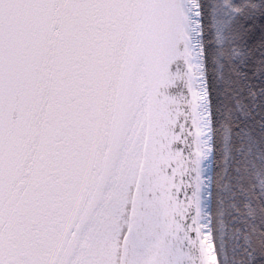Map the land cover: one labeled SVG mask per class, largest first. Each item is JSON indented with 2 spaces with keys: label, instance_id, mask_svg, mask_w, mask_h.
Here are the masks:
<instances>
[{
  "label": "snow or ice",
  "instance_id": "obj_1",
  "mask_svg": "<svg viewBox=\"0 0 264 264\" xmlns=\"http://www.w3.org/2000/svg\"><path fill=\"white\" fill-rule=\"evenodd\" d=\"M0 264H264V0H0Z\"/></svg>",
  "mask_w": 264,
  "mask_h": 264
}]
</instances>
